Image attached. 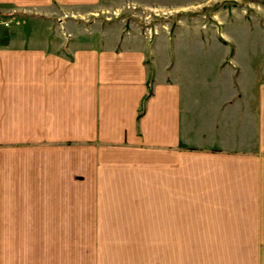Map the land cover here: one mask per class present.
I'll use <instances>...</instances> for the list:
<instances>
[{
	"label": "crops",
	"instance_id": "1",
	"mask_svg": "<svg viewBox=\"0 0 264 264\" xmlns=\"http://www.w3.org/2000/svg\"><path fill=\"white\" fill-rule=\"evenodd\" d=\"M104 3L0 0V264H264V4L149 41Z\"/></svg>",
	"mask_w": 264,
	"mask_h": 264
},
{
	"label": "rangeland",
	"instance_id": "2",
	"mask_svg": "<svg viewBox=\"0 0 264 264\" xmlns=\"http://www.w3.org/2000/svg\"><path fill=\"white\" fill-rule=\"evenodd\" d=\"M252 1H261L264 4V0H104V10L98 13V17L106 22L134 20L140 26L142 37L151 41L160 31L173 29L181 20H192L196 15H201V19L205 20L204 14L207 12L238 9L240 6L250 5ZM154 11L167 14L155 17ZM91 21L90 19L89 22ZM152 213L154 218L158 217L155 211ZM141 216H145L144 212ZM182 245L183 264H195L196 247L198 252L200 250L197 254L200 264H225L226 261L229 263L224 255L230 243L185 241ZM152 253L153 264H161L160 242H153Z\"/></svg>",
	"mask_w": 264,
	"mask_h": 264
},
{
	"label": "built area",
	"instance_id": "3",
	"mask_svg": "<svg viewBox=\"0 0 264 264\" xmlns=\"http://www.w3.org/2000/svg\"><path fill=\"white\" fill-rule=\"evenodd\" d=\"M167 13H163V12H160V11H154V15L155 17H158L160 15H166ZM5 26H8V23H4Z\"/></svg>",
	"mask_w": 264,
	"mask_h": 264
},
{
	"label": "trees",
	"instance_id": "4",
	"mask_svg": "<svg viewBox=\"0 0 264 264\" xmlns=\"http://www.w3.org/2000/svg\"><path fill=\"white\" fill-rule=\"evenodd\" d=\"M143 113V110L140 111V115Z\"/></svg>",
	"mask_w": 264,
	"mask_h": 264
}]
</instances>
